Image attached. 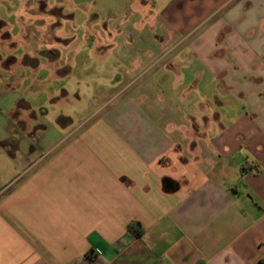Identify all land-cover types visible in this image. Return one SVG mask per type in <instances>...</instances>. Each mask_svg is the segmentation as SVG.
<instances>
[{
  "label": "crops",
  "instance_id": "crops-1",
  "mask_svg": "<svg viewBox=\"0 0 264 264\" xmlns=\"http://www.w3.org/2000/svg\"><path fill=\"white\" fill-rule=\"evenodd\" d=\"M158 9L139 15L152 26L135 39L111 29L105 118L53 139L40 126L9 158L19 172L0 186V264L264 260V0Z\"/></svg>",
  "mask_w": 264,
  "mask_h": 264
},
{
  "label": "rangeland",
  "instance_id": "rangeland-1",
  "mask_svg": "<svg viewBox=\"0 0 264 264\" xmlns=\"http://www.w3.org/2000/svg\"><path fill=\"white\" fill-rule=\"evenodd\" d=\"M167 1L157 0L155 8V0H0V24H6L0 27V186L19 172L9 158L26 154L42 138L40 126L53 139L59 125L105 118L115 92L106 49L120 37H112L111 29L129 27L121 38L135 39L131 30L152 23L139 15L157 13ZM133 55L126 53L128 59ZM67 75L75 95L66 97Z\"/></svg>",
  "mask_w": 264,
  "mask_h": 264
},
{
  "label": "trees",
  "instance_id": "trees-1",
  "mask_svg": "<svg viewBox=\"0 0 264 264\" xmlns=\"http://www.w3.org/2000/svg\"><path fill=\"white\" fill-rule=\"evenodd\" d=\"M127 232L133 238H141L144 235V230L139 223H132L128 226ZM259 264H264V260H261Z\"/></svg>",
  "mask_w": 264,
  "mask_h": 264
}]
</instances>
